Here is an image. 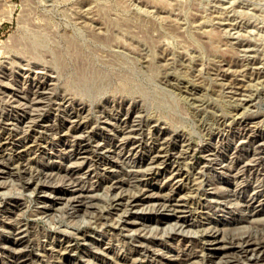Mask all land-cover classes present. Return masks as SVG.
<instances>
[{
	"label": "rangeland",
	"instance_id": "374dc122",
	"mask_svg": "<svg viewBox=\"0 0 264 264\" xmlns=\"http://www.w3.org/2000/svg\"><path fill=\"white\" fill-rule=\"evenodd\" d=\"M0 19V264H264L205 237H264V0H0Z\"/></svg>",
	"mask_w": 264,
	"mask_h": 264
},
{
	"label": "bare ground",
	"instance_id": "6f19581e",
	"mask_svg": "<svg viewBox=\"0 0 264 264\" xmlns=\"http://www.w3.org/2000/svg\"><path fill=\"white\" fill-rule=\"evenodd\" d=\"M1 20V19H0ZM47 89V88H46ZM32 92V91H31ZM37 93V92H36ZM42 98V97H41ZM15 99V98H14ZM64 100V99H63ZM16 101V100H15ZM19 103V102H18ZM33 105V104H32ZM26 106H28L29 107V105H26ZM40 107V106H39ZM22 108V107H21ZM32 108V107H31ZM36 108V107H35ZM33 110V109H32ZM32 112V111H31ZM19 113V112H18ZM30 113V112H29ZM33 116V115H32ZM29 119H30V117H29ZM29 119H27V121L29 120ZM241 119V118H240ZM45 120V119H44ZM72 120V119H71ZM32 121V120H31ZM48 123V122H47ZM14 124V123H13ZM51 124V123H50ZM27 125V124H26ZM13 126V125H12ZM36 129V128H35ZM64 131V130H63ZM66 132V131H65ZM85 132V131H84ZM78 135V134H77ZM123 135V134H122ZM126 135V134H125ZM135 135V134H134ZM9 136V135H8ZM124 136V135H123ZM71 137V136H70ZM137 137V136H136ZM166 137V136H165ZM121 138V137H120ZM128 138V137H127ZM24 139V138H23ZM118 139V138H117ZM241 140V139H240ZM75 141V140H74ZM33 143V142H32ZM136 144V143H135ZM256 144V143H255ZM165 145V144H164ZM120 146V145H119ZM132 146V145H131ZM180 146V145H179ZM159 147V146H158ZM251 147V146H250ZM107 148V147H106ZM165 148V147H164ZM180 148V147H179ZM190 148V147H189ZM3 149V148H2ZM23 149V148H22ZM109 150V149H108ZM233 151V150H232ZM213 152V151H212ZM158 152H156V154H157ZM164 153V152H163ZM101 154V153H100ZM159 154V153H158ZM171 155V154H170ZM180 155V154H179ZM244 155V154H243ZM174 156V155H173ZM108 157V156H107ZM245 157V156H244ZM254 157V156H253ZM153 158H155V157H153ZM160 158V157H159ZM221 158V157H220ZM152 159V158H151ZM176 159V158H175ZM238 159H240V158H238ZM8 160V159H7ZM23 160V159H22ZM148 160V159H147ZM247 160V159H246ZM5 161V160H4ZM3 161V162H4ZM153 161V160H152ZM188 161V160H187ZM216 161V160H215ZM217 162V161H216ZM244 162V161H243ZM247 162V161H246ZM13 163V162H12ZM25 163V162H24ZM27 163V162H26ZM63 163V162H62ZM241 163V161H239V160H236L233 164L231 163V165H229V168L231 169V171H233V172H237V171H235V169L237 168V166L239 165ZM245 163V162H244ZM252 163V162H251ZM4 164V163H3ZM29 164V163H28ZM91 164V163H90ZM221 164V163H220ZM242 164V163H241ZM240 164V165H241ZM194 165V164H193ZM17 166V165H16ZM183 166V165H182ZM227 166V165H226ZM29 167V166H28ZM78 167V166H77ZM144 167V166H143ZM239 167V166H238ZM242 167H245V166H243L242 165ZM31 168V167H30ZM49 168V167H48ZM88 168V167H87ZM240 168H241V166H240ZM37 169V168H36ZM35 169V170H36ZM92 169V168H91ZM143 169V168H142ZM215 169V168H214ZM248 169V168H247ZM30 170V169H29ZM87 170V169H86ZM217 170V169H216ZM219 170V169H218ZM223 170V169H222ZM236 170H238V168L236 169ZM241 170V169H240ZM239 170V171H240ZM244 170V169H243ZM242 170V171H243ZM3 171V170H2ZM27 171H28V169H27ZM238 171V172H239ZM93 172V171H92ZM173 172V171H172ZM49 173V172H48ZM48 173H47V176H48ZM87 173V172H86ZM114 173V172H113ZM57 174V173H56ZM71 174V173H70ZM235 174V173H234ZM256 174V173H255ZM28 175V174H27ZM74 175V174H73ZM194 175H196V174H194ZM263 175V174H262ZM21 176V175H20ZM25 177V176H24ZM144 177V176H143ZM175 177V176H174ZM42 178V177H41ZM46 178V177H45ZM48 178V177H47ZM53 178V177H52ZM72 178V177H71ZM176 178V177H175ZM113 179V178H112ZM264 179V178H263ZM40 180V179H39ZM52 180V179H51ZM54 180V179H53ZM66 180V179H65ZM118 180V179H117ZM139 180V179H138ZM31 181V180H30ZM38 181V180H37ZM177 181V180H176ZM237 181V180H236ZM41 182V181H40ZM175 182V181H174ZM52 183V182H51ZM57 183V182H56ZM59 183V182H58ZM67 183V182H66ZM179 183V182H178ZM258 183V182H257ZM23 184V183H22ZM99 184V183H98ZM175 184V183H174ZM181 184V183H180ZM50 185V184H49ZM80 185V184H79ZM104 185V184H103ZM219 185V184H218ZM110 186V185H109ZM107 187V186H106ZM117 187H118V185H117ZM121 187V186H120ZM24 188V187H23ZM257 188V187H256ZM127 188H125L124 190H126ZM179 189V188H178ZM205 189V188H204ZM30 190V189H29ZM110 190V189H109ZM121 190V189H120ZM124 190H122V191H124ZM232 190V189H231ZM253 190V189H252ZM89 191V190H88ZM119 191V190H118ZM172 191H173V189H172ZM210 191V190H209ZM221 191V190H220ZM223 191V190H222ZM3 192V191H2ZM28 192V191H27ZM70 192V191H69ZM80 192V191H79ZM135 192V191H134ZM157 192V191H156ZM164 192V191H163ZM49 193V192H48ZM170 193H171V191H170ZM183 193V192H182ZM50 194V193H49ZM112 194V193H111ZM175 193H171V196H167L168 198H165V199H160V200H162V201H159L160 203L159 204H161L162 205V208L163 207H171L172 208V204H170V203H167L168 202V199L170 198V197H172V195H174ZM79 195V194H78ZM77 195V196H78ZM130 195V194H129ZM145 195H146V193H145ZM154 195V194H153ZM152 195V196H153ZM170 195V194H169ZM51 196V195H50ZM85 196V195H84ZM151 195H147V196H144V197H137V196H132L131 198H126V197H123V198H126L124 201H125V205H127L128 207H130V208H132L133 209V207H135L136 205H137V202H139V201H141V202H143V201H148V200H153V197H152ZM179 197H180V195H178ZM62 197V196H61ZM68 198H69V196H67ZM158 197H160V196H158ZM181 197H182V195H181ZM72 198V197H71ZM121 198V197H120ZM184 198V197H183ZM156 199V198H155ZM154 199V200H155ZM172 199H174V198H172ZM179 199H181V198H179ZM209 199V198H208ZM175 200H177V198L175 199ZM185 200V199H184ZM183 200V204L181 205L180 204V206L179 207H181L182 209V212H183V209H185L187 206L185 205L187 202L186 201H184ZM51 201V200H50ZM115 201V200H114ZM119 201V200H118ZM158 201V200H157ZM180 201H182V200H180ZM230 201H232V200H230ZM52 202V201H51ZM84 202V201H83ZM116 202V201H115ZM156 202V201H155ZM71 203L73 204V209L74 208H79V207H81V206H83V203H82V200L81 199H76V200H72L71 201ZM113 203V202H112ZM122 203H124V202H122ZM174 203V202H173ZM176 203V202H175ZM234 203V202H233ZM244 203V202H243ZM158 204V205H159ZM168 204V205H167ZM12 205V204H11ZM85 205V204H84ZM124 205V204H123ZM161 205H160V207H161ZM239 205V204H238ZM91 206V205H90ZM245 206L246 207H248V206H250V203H246L245 204ZM1 207H3V206H1ZM71 207H72V205H71ZM38 208V207H37ZM47 208H49V207H47ZM171 208H169V209H171ZM176 208H178V207H176ZM168 209V208H167ZM178 209H180V208H178ZM187 209V208H186ZM185 209V210H186ZM240 209V208H239ZM125 210V209H124ZM140 210V209H139ZM175 210V209H174ZM72 211V210H71ZM75 211V210H74ZM252 211V210H251ZM84 212V211H83ZM242 212V211H241ZM90 213V212H89ZM109 213V212H108ZM195 213V212H194ZM209 214V213H208ZM78 215V214H77ZM88 215V214H87ZM119 215V214H118ZM242 217V216H241ZM52 218H53V216H52ZM257 218V217H256ZM98 220V219H97ZM189 221V220H188ZM137 222V221H136ZM15 223H17V222H15ZM19 223V222H18ZM156 223V222H155ZM183 223V222H182ZM23 224V223H22ZM174 224V223H173ZM172 224V225H173ZM184 224H186V222L184 223ZM240 224V223H239ZM18 225V224H17ZM116 225V224H115ZM150 225V224H149ZM16 226V225H15ZM19 226V225H18ZM133 226V225H132ZM139 226V225H138ZM175 226H177V225H175ZM179 226V225H178ZM147 227V226H146ZM170 227V226H169ZM173 227V226H172ZM144 228V227H143ZM161 228V227H160ZM186 228V227H185ZM258 228V227H257ZM1 229V228H0ZM260 230V229H259ZM5 231H7L6 229H5ZM15 231V230H14ZM142 231V230H141ZM174 231V230H173ZM130 232V231H129ZM132 232H134L133 230H132ZM169 232V231H168ZM189 232V231H188ZM263 232V231H262ZM125 233V232H124ZM136 233V232H135ZM191 233V232H190ZM224 233V232H223ZM222 233V234H223ZM194 234V233H193ZM222 234H220V235H222ZM244 234V233H243ZM264 234V233H263ZM225 235V234H224ZM262 235V234H261ZM229 236V235H228ZM236 236H238V235H236ZM241 236H242V234H241ZM256 236V235H255ZM205 237H207L208 238V240H207V242L209 241V242H216V243H220L223 247H224V249L225 248H227V249H233V248H235V247H237L238 248V254H239V257H243V258H246V259H248V260H261V259H263L264 258V256L262 255V251L264 250V237L261 239V240H259V241H256L255 239H253V238H250V237H232V238H230V239H226V238H224V236H220V237H218V235L216 234V233H211L210 232V234H208V235H206ZM14 238V237H13ZM203 239V238H202ZM19 240L20 239H15L14 241L17 243V242H19ZM201 240V239H200ZM48 241V240H47ZM85 243V242H84ZM194 243V242H193ZM46 244V243H45ZM136 244H138V243H136ZM219 244V245H220ZM1 245V244H0ZM9 245V244H8ZM140 245V244H139ZM50 246V245H49ZM94 246V245H93ZM105 246V245H104ZM96 247V246H95ZM189 248V247H188ZM198 248V247H197ZM216 248V247H215ZM56 249V248H55ZM97 249V248H96ZM11 250V249H10ZM96 251V250H95ZM98 251V250H97ZM227 251V250H226ZM187 252V251H186ZM232 252V251H231ZM231 252H229V253H231ZM124 253V252H123ZM198 253V252H197ZM208 253V252H207ZM229 253H226L225 251H224V254H229ZM104 254V253H103ZM138 254V253H137ZM198 254H200V253H198ZM193 255V254H192ZM232 255V254H231ZM109 256V255H108ZM111 256V255H110ZM189 256V255H188ZM229 256H230V254H229ZM236 256V254L234 255V256H231L229 259H233V260H235L236 258H237V256ZM113 257V256H112ZM136 257V256H135ZM43 258V257H42ZM50 258V257H49ZM139 258V257H138ZM199 258V257H198ZM226 258H227V256H226ZM15 259V258H14ZM73 259V258H72ZM147 259V258H146ZM151 259V258H150ZM191 257H179V258H167L166 260H165V263H178V264H195V263H193L192 261H191ZM224 259V258H223ZM17 261V260H16ZM236 261V260H235ZM238 261V260H237ZM239 261H240V259H239ZM249 261V262H250ZM254 261V262H255ZM263 261V260H262ZM119 262V261H118ZM163 262V261H162ZM199 262V261H198ZM224 262H225V260H224ZM248 262V261H247ZM252 263H253V261H251ZM22 263H24V260H19V261H17L16 263L14 262V264H22ZM86 263V262H85ZM88 263V262H87ZM197 263V262H196ZM231 263H233V261L231 262ZM237 263V262H236ZM236 263H234V264H236ZM51 264V263H50ZM124 264H125V262H124ZM163 264H164V262H163Z\"/></svg>",
	"mask_w": 264,
	"mask_h": 264
}]
</instances>
